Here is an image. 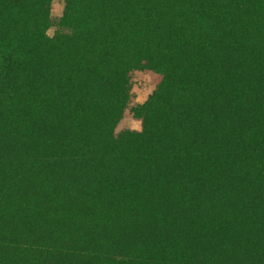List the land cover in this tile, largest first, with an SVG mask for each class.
Segmentation results:
<instances>
[{
	"label": "trees",
	"instance_id": "trees-1",
	"mask_svg": "<svg viewBox=\"0 0 264 264\" xmlns=\"http://www.w3.org/2000/svg\"><path fill=\"white\" fill-rule=\"evenodd\" d=\"M51 1L0 0V264H255L264 0H78L59 48ZM152 14L175 98L116 154Z\"/></svg>",
	"mask_w": 264,
	"mask_h": 264
},
{
	"label": "rangeland",
	"instance_id": "rangeland-1",
	"mask_svg": "<svg viewBox=\"0 0 264 264\" xmlns=\"http://www.w3.org/2000/svg\"><path fill=\"white\" fill-rule=\"evenodd\" d=\"M78 0H52L50 14L45 21V33L59 48L64 46V39L71 35V30L63 24V13L71 3ZM108 6H115L117 0H103ZM18 0H9L15 4ZM159 26V17L152 14L147 20V33L141 47H132L129 50V59L122 67L120 76L122 83L129 87V98L121 105L122 114L115 121V129L111 140V151L120 154L136 145L141 132L143 110L150 105L164 104L171 106L174 94L169 85L170 62L168 59L154 57L152 30ZM112 167V162H108ZM207 163L194 161L193 167L200 170ZM264 175V159H261L256 168L254 189L257 194V207L260 211L258 218L261 242L254 255L255 264H264V189L262 176Z\"/></svg>",
	"mask_w": 264,
	"mask_h": 264
}]
</instances>
